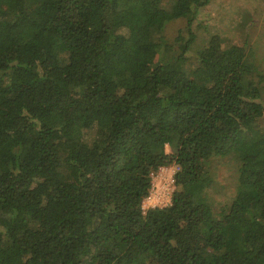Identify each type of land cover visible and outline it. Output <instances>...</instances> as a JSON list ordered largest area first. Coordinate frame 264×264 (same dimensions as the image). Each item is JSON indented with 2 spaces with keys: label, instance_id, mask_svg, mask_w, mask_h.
I'll return each instance as SVG.
<instances>
[{
  "label": "trees",
  "instance_id": "obj_1",
  "mask_svg": "<svg viewBox=\"0 0 264 264\" xmlns=\"http://www.w3.org/2000/svg\"><path fill=\"white\" fill-rule=\"evenodd\" d=\"M213 1L0 0V264H264V76L217 35L193 56Z\"/></svg>",
  "mask_w": 264,
  "mask_h": 264
},
{
  "label": "rangeland",
  "instance_id": "obj_2",
  "mask_svg": "<svg viewBox=\"0 0 264 264\" xmlns=\"http://www.w3.org/2000/svg\"><path fill=\"white\" fill-rule=\"evenodd\" d=\"M185 28V20L171 22L167 25L164 36L173 42ZM194 31L197 41L192 49L193 56L217 35L223 39L227 48H246L251 60L264 76V0H214L199 13ZM191 63L196 64L194 59ZM262 90L264 102V83ZM167 151L170 153V149ZM211 166L215 181L209 194L217 213L229 206L236 196L240 164L234 157H228L216 158ZM178 170L172 164L153 175L150 197L143 203L145 211L167 207L172 203L176 186L171 180Z\"/></svg>",
  "mask_w": 264,
  "mask_h": 264
},
{
  "label": "built area",
  "instance_id": "obj_3",
  "mask_svg": "<svg viewBox=\"0 0 264 264\" xmlns=\"http://www.w3.org/2000/svg\"><path fill=\"white\" fill-rule=\"evenodd\" d=\"M171 182H172L173 184H175V177L172 178ZM150 194H151V193H150ZM149 197H150V196H149ZM149 197H148V198H149ZM148 198H147V199H148ZM143 211L146 212V211H145V206H144V204H143Z\"/></svg>",
  "mask_w": 264,
  "mask_h": 264
}]
</instances>
